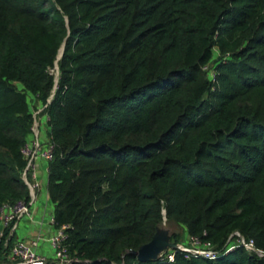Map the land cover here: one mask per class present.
<instances>
[{"label": "trees", "instance_id": "trees-1", "mask_svg": "<svg viewBox=\"0 0 264 264\" xmlns=\"http://www.w3.org/2000/svg\"><path fill=\"white\" fill-rule=\"evenodd\" d=\"M45 103L78 264H264L224 248L238 230L264 250V0H0V207L30 198L21 147ZM164 217L219 255L139 260Z\"/></svg>", "mask_w": 264, "mask_h": 264}, {"label": "built area", "instance_id": "built-area-1", "mask_svg": "<svg viewBox=\"0 0 264 264\" xmlns=\"http://www.w3.org/2000/svg\"><path fill=\"white\" fill-rule=\"evenodd\" d=\"M45 106L46 103L40 105L38 108H33V124L31 128L34 135L33 137L29 136L28 140L21 147V152L26 158V163L22 170V178L28 186L30 198L28 200L20 198L13 203L3 204L0 207V219L2 223L0 235L3 232V227L11 223V231L15 228L17 221L22 216H29L31 214L30 205L35 199L36 190L40 188L37 161L49 160L53 157V142L48 137L46 140H40L38 138V128L40 126V117L38 118V114L43 111ZM47 118L48 116L46 115V121ZM51 221L54 225L53 216H51ZM68 226V223H62L58 226L54 225L53 233L48 236L47 240L54 250L52 256H47L38 251L37 247L41 238L40 235L29 239H17L11 247V257L14 262L16 264H78L77 261H79V259L70 254L64 243V240L67 237L65 228ZM190 241L191 246L184 245L181 242H169L167 247L161 250L159 256H162L165 251L168 250L167 256L169 259H172L174 256V250L177 249L199 254L206 258H216L219 255L220 250L214 248L210 241H202L196 236H191ZM237 245H242L248 251H254L259 255L264 254V250L257 247L252 238L247 239L241 232L235 230L228 236L224 244L225 251L233 249ZM169 249H171V251H169Z\"/></svg>", "mask_w": 264, "mask_h": 264}, {"label": "crops", "instance_id": "crops-1", "mask_svg": "<svg viewBox=\"0 0 264 264\" xmlns=\"http://www.w3.org/2000/svg\"><path fill=\"white\" fill-rule=\"evenodd\" d=\"M40 105H37L38 108ZM43 111L38 114L41 117ZM38 179L40 181V188L36 190L35 199L30 205L31 214L29 216H22L16 223L13 230L15 239H29L37 235L41 238L38 242V251L47 256H52L54 250L49 244L47 238L54 231V225L51 221L53 207L49 202L47 195V162L45 160H38ZM49 213L48 215H45ZM3 264H16L14 260H8Z\"/></svg>", "mask_w": 264, "mask_h": 264}, {"label": "rangeland", "instance_id": "rangeland-1", "mask_svg": "<svg viewBox=\"0 0 264 264\" xmlns=\"http://www.w3.org/2000/svg\"><path fill=\"white\" fill-rule=\"evenodd\" d=\"M215 54L217 55L218 51L215 50L214 55ZM51 71H53L55 74H57L56 65L53 68H51ZM18 85H19V87L21 86L20 84H18ZM27 98H28L29 103L32 107L34 105V103L36 102L34 95L31 92H27ZM39 122H40V126L38 128V131H39L38 138L40 140H46L47 139V123H46V114L44 112L41 114ZM33 135H34V132L31 133L30 137H33ZM49 202L51 203V201H49ZM48 214L49 213H47L45 215H48ZM173 232H179V234H180V241L179 242L183 243L184 245L189 246L188 239H187L185 233L182 231L181 226H178L174 222L168 221L166 219V217H164L162 222L159 224V226L157 228V235L160 236L161 238H167L168 241L171 242V240L169 238ZM165 247H167V246H165Z\"/></svg>", "mask_w": 264, "mask_h": 264}, {"label": "water", "instance_id": "water-1", "mask_svg": "<svg viewBox=\"0 0 264 264\" xmlns=\"http://www.w3.org/2000/svg\"><path fill=\"white\" fill-rule=\"evenodd\" d=\"M63 51V46H61L59 53L57 55V59L61 56ZM57 67V63H56ZM57 79V78H56ZM169 244L167 238H161L156 234L147 242L141 244L137 249H132L131 252L134 253L137 258L141 261H146L149 259H154L159 256L161 250L165 248Z\"/></svg>", "mask_w": 264, "mask_h": 264}]
</instances>
